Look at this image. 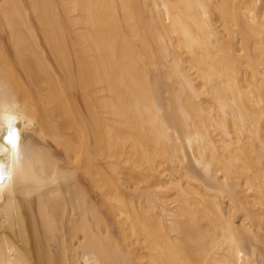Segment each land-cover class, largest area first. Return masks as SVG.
I'll return each mask as SVG.
<instances>
[{"label": "bare ground", "instance_id": "1", "mask_svg": "<svg viewBox=\"0 0 264 264\" xmlns=\"http://www.w3.org/2000/svg\"><path fill=\"white\" fill-rule=\"evenodd\" d=\"M0 114V264H264V0H0Z\"/></svg>", "mask_w": 264, "mask_h": 264}, {"label": "snow or ice", "instance_id": "2", "mask_svg": "<svg viewBox=\"0 0 264 264\" xmlns=\"http://www.w3.org/2000/svg\"><path fill=\"white\" fill-rule=\"evenodd\" d=\"M16 118L7 114H0V129L3 135L0 136V154L7 153L9 163H0V181L5 178L12 179V162L18 158L20 143V132L15 124ZM7 145L8 147H4Z\"/></svg>", "mask_w": 264, "mask_h": 264}]
</instances>
